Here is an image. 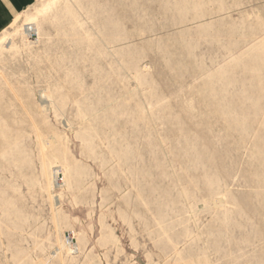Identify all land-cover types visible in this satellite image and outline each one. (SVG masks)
I'll list each match as a JSON object with an SVG mask.
<instances>
[{
  "label": "rangeland",
  "instance_id": "obj_1",
  "mask_svg": "<svg viewBox=\"0 0 264 264\" xmlns=\"http://www.w3.org/2000/svg\"><path fill=\"white\" fill-rule=\"evenodd\" d=\"M0 264H264V0H39L4 30Z\"/></svg>",
  "mask_w": 264,
  "mask_h": 264
},
{
  "label": "crops",
  "instance_id": "obj_2",
  "mask_svg": "<svg viewBox=\"0 0 264 264\" xmlns=\"http://www.w3.org/2000/svg\"><path fill=\"white\" fill-rule=\"evenodd\" d=\"M39 0H0V34Z\"/></svg>",
  "mask_w": 264,
  "mask_h": 264
},
{
  "label": "bare ground",
  "instance_id": "obj_3",
  "mask_svg": "<svg viewBox=\"0 0 264 264\" xmlns=\"http://www.w3.org/2000/svg\"><path fill=\"white\" fill-rule=\"evenodd\" d=\"M182 1H183V0H182ZM183 3H184V2H183ZM165 9H166V10H169L170 7L166 5V6H165Z\"/></svg>",
  "mask_w": 264,
  "mask_h": 264
}]
</instances>
